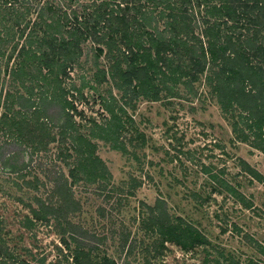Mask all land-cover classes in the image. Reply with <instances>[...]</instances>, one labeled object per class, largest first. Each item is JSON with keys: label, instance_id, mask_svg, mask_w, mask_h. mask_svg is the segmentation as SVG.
<instances>
[{"label": "rangeland", "instance_id": "obj_1", "mask_svg": "<svg viewBox=\"0 0 264 264\" xmlns=\"http://www.w3.org/2000/svg\"><path fill=\"white\" fill-rule=\"evenodd\" d=\"M53 1L79 10L91 2ZM198 13L193 12L194 18ZM94 44L81 41L79 64L62 80L74 106L68 109L74 124L85 133L92 119L100 121L107 115L105 103L122 102L108 74L99 82L93 80L92 70L107 65L102 53L94 56ZM10 64L11 59L6 65ZM211 68L205 66L189 83L178 81L173 94L161 89L157 98L138 96L132 105L122 103L123 127L114 142H123V148L111 139L88 135L104 164L105 177L69 181L65 158L70 161L72 154L62 153L67 137L56 136L55 125L47 126L53 138H42L43 145L32 148L4 131L0 122V249L7 251V260L69 264L71 223L85 228L83 239L92 246L90 255L104 252L116 264H199L204 258L218 264L243 263L247 258L264 262L259 251L264 248V151L233 135L207 81ZM0 77L5 79L3 91L7 74L2 69ZM237 109L232 106V117ZM136 131L142 137H136ZM1 150L11 154L8 161L13 167L4 164ZM59 171L66 176L73 204L65 196L64 207L60 205L55 214L34 212L38 200L57 203L51 187ZM156 197L163 199L167 214H179L193 224L204 235V244L182 249L164 240L155 253L136 217L144 213L140 212L144 203L152 204Z\"/></svg>", "mask_w": 264, "mask_h": 264}, {"label": "trees", "instance_id": "obj_2", "mask_svg": "<svg viewBox=\"0 0 264 264\" xmlns=\"http://www.w3.org/2000/svg\"><path fill=\"white\" fill-rule=\"evenodd\" d=\"M69 5L67 9L53 0H0V69L7 74L3 91L5 79L0 77V122L4 131L32 148L52 139L47 126L55 125L56 136L67 137L62 153L72 154L70 161L64 157L69 181L105 177L104 164L88 135L111 139L123 148V142H114L123 127L122 103L132 105L138 96L157 98L161 89L173 94L178 81L189 83L205 66L213 67L207 81L233 135L264 151V32H260L264 31V0H91L80 10ZM195 10L198 18L193 16ZM84 39L95 43L94 56L102 53L107 60L105 69L94 60L93 80L99 82L108 74L122 101L105 103L107 115L100 121L92 119L86 133L74 124L68 110L74 106L62 83L68 69L78 66ZM233 105L238 107L234 117ZM136 132V137H142ZM1 152L4 164L13 167L8 161L11 154ZM51 188L57 203L38 200L34 212L55 214L60 205L64 207L65 196L73 204L61 171ZM144 206L136 225L151 237L155 253L164 240L182 249L204 244V235L193 224L179 214L166 213L162 198ZM74 226L70 223L69 264H116L104 252L90 255L92 246L83 239L85 228ZM259 251L264 255L263 247ZM0 264L22 263L7 260V251L0 249ZM199 264L218 262L204 258ZM234 264L264 262L247 258Z\"/></svg>", "mask_w": 264, "mask_h": 264}]
</instances>
